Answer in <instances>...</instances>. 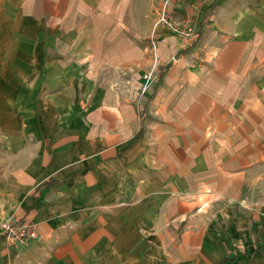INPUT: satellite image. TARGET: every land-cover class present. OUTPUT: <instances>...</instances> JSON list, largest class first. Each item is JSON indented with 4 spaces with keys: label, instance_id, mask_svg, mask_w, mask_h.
Returning <instances> with one entry per match:
<instances>
[{
    "label": "crops",
    "instance_id": "0c3cea01",
    "mask_svg": "<svg viewBox=\"0 0 264 264\" xmlns=\"http://www.w3.org/2000/svg\"><path fill=\"white\" fill-rule=\"evenodd\" d=\"M221 216L254 239L206 240ZM258 222L264 0H0V264H237Z\"/></svg>",
    "mask_w": 264,
    "mask_h": 264
},
{
    "label": "built area",
    "instance_id": "2783aa9c",
    "mask_svg": "<svg viewBox=\"0 0 264 264\" xmlns=\"http://www.w3.org/2000/svg\"><path fill=\"white\" fill-rule=\"evenodd\" d=\"M154 24H163L173 32L179 41V47L188 48L199 37V32L190 19H178L163 6L156 14ZM154 46V44H152ZM145 78L150 73L144 74ZM37 234L36 223L19 218H6L1 223V235L11 245H23Z\"/></svg>",
    "mask_w": 264,
    "mask_h": 264
},
{
    "label": "rangeland",
    "instance_id": "374dc122",
    "mask_svg": "<svg viewBox=\"0 0 264 264\" xmlns=\"http://www.w3.org/2000/svg\"><path fill=\"white\" fill-rule=\"evenodd\" d=\"M237 211V209H236ZM252 215V214H251ZM251 215H249V217L251 218ZM224 219V220H223ZM242 220H244V216L242 218ZM249 224L251 225L252 223L249 221ZM211 223L213 224V226L209 225V229L212 231V238H207L206 240L211 241L213 240L214 242H218L219 245L221 247H223V249L225 248V253H228L227 247H231L230 249H236V248H244L246 241L248 240L251 241L252 238L251 236L247 237V236H242L240 238H234L233 231L236 234H243V228H247V224L244 223H240V222H234L232 220L228 221L227 218H225V216H221L219 218H216L215 221H211ZM259 222L256 225L255 229H264L263 225L261 224L259 226ZM215 227H219V231H215ZM214 231V232H213ZM249 234V233H248ZM258 240H264L263 238H259V234L256 235ZM215 245V243L212 242L211 244V248L213 250H217V252L214 254V256H216L217 258L222 255V253L220 251H218V247L217 244L215 245V247H213ZM229 249V250H230ZM232 249V250H233ZM230 253H233V251H231ZM235 253V252H234ZM233 253V254H234ZM232 254V255H233ZM237 264H264V246L258 248L255 252H253L252 255L249 256V258H242V260H240Z\"/></svg>",
    "mask_w": 264,
    "mask_h": 264
},
{
    "label": "trees",
    "instance_id": "16d2710c",
    "mask_svg": "<svg viewBox=\"0 0 264 264\" xmlns=\"http://www.w3.org/2000/svg\"><path fill=\"white\" fill-rule=\"evenodd\" d=\"M224 261H227V260L225 259V260H223V262H224ZM221 262H222V261H221Z\"/></svg>",
    "mask_w": 264,
    "mask_h": 264
}]
</instances>
